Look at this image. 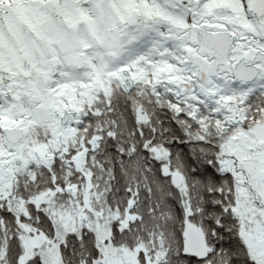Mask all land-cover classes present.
<instances>
[{
  "label": "snow or ice",
  "instance_id": "1",
  "mask_svg": "<svg viewBox=\"0 0 264 264\" xmlns=\"http://www.w3.org/2000/svg\"><path fill=\"white\" fill-rule=\"evenodd\" d=\"M0 264H264V0H0Z\"/></svg>",
  "mask_w": 264,
  "mask_h": 264
}]
</instances>
